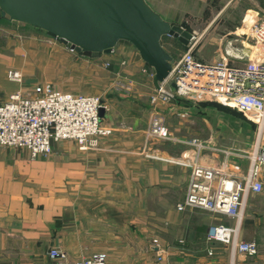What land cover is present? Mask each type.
I'll use <instances>...</instances> for the list:
<instances>
[{
	"label": "crops",
	"instance_id": "obj_1",
	"mask_svg": "<svg viewBox=\"0 0 264 264\" xmlns=\"http://www.w3.org/2000/svg\"><path fill=\"white\" fill-rule=\"evenodd\" d=\"M146 1L189 32L192 19L207 23L201 37L206 51L196 55L201 61L226 58L231 66L244 67L250 60L245 54L249 44L255 45L251 22L264 0ZM164 46L175 59L184 52ZM86 63L94 67L93 83L79 90L69 81L70 67L77 68L72 75L79 78L78 69ZM11 69L21 73V80L9 77ZM152 69L128 41L88 57L37 27L0 18V104L14 93L29 94L50 83L75 94L99 95L102 123L112 129L95 149L61 140L53 143L51 154L36 159L27 149L0 146V264H56L53 248L76 261L104 251L111 255V247L124 253L126 263L138 247L134 262L139 264H264V188L248 193L239 224L228 215L177 207L196 165L215 168L219 176L246 177L264 146V125L211 99L177 97L154 104ZM155 111L171 129L172 140L149 137ZM194 137L205 146L189 143ZM261 179L264 185V172ZM213 185L218 186V178ZM213 224L238 225L239 240L255 241L259 252L247 256L209 240ZM135 230L142 232L136 240ZM148 231L160 250L145 245ZM97 238L112 244H96Z\"/></svg>",
	"mask_w": 264,
	"mask_h": 264
},
{
	"label": "built area",
	"instance_id": "obj_2",
	"mask_svg": "<svg viewBox=\"0 0 264 264\" xmlns=\"http://www.w3.org/2000/svg\"><path fill=\"white\" fill-rule=\"evenodd\" d=\"M251 36L259 51L244 67L231 66L226 58L214 62L201 61L196 56L202 35L191 32L187 49L174 60L169 78L156 87L151 101L171 102L177 97L211 99L238 110L264 125V17L251 25ZM72 52H76L70 47ZM144 71H147L146 69ZM8 75L21 80L19 71L11 69ZM155 77V70L150 71ZM175 83L176 87L169 85ZM102 98L94 94H75L54 88L50 83L37 85L32 93H14L0 104V146L27 149L33 158L52 153L56 141L74 140L81 149H95L102 137L112 129L102 123ZM149 137L171 140L172 133L162 115L155 111L148 129ZM205 146L194 137L188 141ZM264 172V146L258 148L249 173L243 179L219 176L215 168L196 165L191 173L186 197L178 204L179 210L200 208L242 220L246 196L250 191L264 188L261 174ZM218 178V186L214 180ZM211 241L230 244L235 251L252 256L259 252L255 241H240L239 226L211 225L208 233ZM153 246L160 250L159 240ZM212 253V252H210ZM56 264H108L105 254L96 253L76 261L60 248L50 250Z\"/></svg>",
	"mask_w": 264,
	"mask_h": 264
},
{
	"label": "water",
	"instance_id": "obj_3",
	"mask_svg": "<svg viewBox=\"0 0 264 264\" xmlns=\"http://www.w3.org/2000/svg\"><path fill=\"white\" fill-rule=\"evenodd\" d=\"M1 17L51 33L88 57L110 53L118 42L128 41L155 70L158 88L171 75L175 60L163 38L171 36L188 45L192 37L146 0H0ZM258 51V46L249 44L245 55L252 59Z\"/></svg>",
	"mask_w": 264,
	"mask_h": 264
},
{
	"label": "rangeland",
	"instance_id": "obj_4",
	"mask_svg": "<svg viewBox=\"0 0 264 264\" xmlns=\"http://www.w3.org/2000/svg\"><path fill=\"white\" fill-rule=\"evenodd\" d=\"M256 10H257V13H256L257 16L255 17V20L252 21L251 23L260 21V19H262L264 17V7H262V8L261 7H257ZM192 20H194V21H193V23L191 22V24H190V26H191L190 30H192L193 32H196L198 35H202L203 34L202 31L207 26V23L202 18L201 19H198V18L195 19L194 18ZM251 23L244 24L242 28L246 30L249 27V25H251ZM203 43H204V39L202 38L199 41L198 48L196 50V55H197V53L201 54V52L204 53L206 51V50L203 49V46H201V44H203ZM203 50H204V52H203ZM100 67L104 68L103 65H100ZM93 68H94L93 65H91L90 63H86L85 65H80L78 71L81 72V75L79 76V78H77V77L75 78V76H77V75H72V70H74V69L77 70V68L74 67V69H72L70 67V76H71V78L69 80L70 83L71 84L72 83L79 84L80 87H75L76 89H79V90L87 89L86 86L87 85L91 86L92 83H93V80L91 79V75H89V74L92 73V71H95ZM102 71H103V69H102ZM77 93H79V92H77ZM172 137H173V135H172ZM154 139H156V138H154ZM157 140L162 141L161 139H157ZM71 141H74V140H71ZM167 141H169V140H167ZM29 154H30V152H29ZM30 157H31V159H36V158H33L31 156V154H30ZM140 234H142V232L135 230V232H134V240L138 239V236ZM146 234L147 235H145V237L143 238L144 239L143 241H145V245H148V244L149 245L150 244L153 245V240L156 237H154V234L151 231H148ZM116 235H117L118 238L121 236L120 233H116ZM94 241H95L96 244H99V245H101V244L105 245L106 243L112 244L111 241H110L111 242L110 243L108 240L103 239V238H97ZM111 249H112V254L111 255L108 254L107 252L105 253V251L104 252H100L102 254H105V256L107 257V260H108V264H139V263L134 262V261H135L136 257L139 255L140 251L142 250L141 248L135 247L133 249V251H134L133 252V257L131 259H129L130 262H128V263L125 262V258H123L124 253H122V251L120 249H116L115 247H111ZM94 254H96V253H94ZM132 259H134V260H132Z\"/></svg>",
	"mask_w": 264,
	"mask_h": 264
},
{
	"label": "trees",
	"instance_id": "obj_5",
	"mask_svg": "<svg viewBox=\"0 0 264 264\" xmlns=\"http://www.w3.org/2000/svg\"><path fill=\"white\" fill-rule=\"evenodd\" d=\"M42 30V29H41ZM44 31V30H43ZM46 32V31H45ZM48 33V32H47ZM49 35L54 36L51 33H48ZM55 37V36H54ZM167 44H173L177 49L181 50V51H185L187 49V46L185 44H183L181 41H179L176 38H172L171 36H165L163 38V45H167ZM176 55H174L175 57Z\"/></svg>",
	"mask_w": 264,
	"mask_h": 264
}]
</instances>
